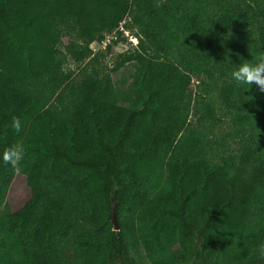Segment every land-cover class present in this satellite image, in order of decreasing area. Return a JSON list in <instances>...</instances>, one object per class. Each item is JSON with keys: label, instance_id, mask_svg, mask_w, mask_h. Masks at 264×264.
Masks as SVG:
<instances>
[{"label": "trees", "instance_id": "16d2710c", "mask_svg": "<svg viewBox=\"0 0 264 264\" xmlns=\"http://www.w3.org/2000/svg\"><path fill=\"white\" fill-rule=\"evenodd\" d=\"M122 22L138 42L116 87L90 45L130 44ZM261 56L264 0H0V153L26 149L19 171L0 160V208L16 173L30 189L0 213V264H258L264 93L231 71ZM68 59H88L78 78ZM194 77L217 90L235 149L199 127L215 109Z\"/></svg>", "mask_w": 264, "mask_h": 264}, {"label": "rangeland", "instance_id": "374dc122", "mask_svg": "<svg viewBox=\"0 0 264 264\" xmlns=\"http://www.w3.org/2000/svg\"><path fill=\"white\" fill-rule=\"evenodd\" d=\"M122 27L123 29H126L124 22H122ZM133 31L135 32V30ZM122 33H124L123 30ZM115 36L114 33L106 34L102 41L93 42L90 46L93 51L103 54L99 61L92 63V65L102 73H108L112 77L116 87H118L119 79L128 78V65H123L115 71H113V68L116 67L117 63L120 61L121 54L130 51L132 46L127 42H119L110 50H106V45L112 41ZM68 40L69 36L63 37L61 45L62 49ZM87 61L88 59L81 63H76L71 59H68L66 61L65 69L66 71L71 72L72 77L78 78L81 68L87 64ZM190 89L192 92L199 91L204 99L210 101L214 106V118L207 119L204 117L203 121L199 124V127L204 132L208 142L213 145L215 152L221 154L229 149H235L237 144L231 136L233 125L230 121V115L226 112L221 103L217 90L204 78L200 77H198V79L196 77L193 78ZM189 118L192 123L196 120L195 116H190ZM29 196L30 189L27 186L26 177L20 173H16L10 183L5 200L0 208V213H7L16 210L29 198Z\"/></svg>", "mask_w": 264, "mask_h": 264}, {"label": "clouds", "instance_id": "9594fccd", "mask_svg": "<svg viewBox=\"0 0 264 264\" xmlns=\"http://www.w3.org/2000/svg\"><path fill=\"white\" fill-rule=\"evenodd\" d=\"M231 71V79L237 85H255L261 93H264V56H261L256 63L248 60H241ZM11 127L16 133L22 128L19 117H12ZM26 149L22 142H16L3 149L0 153V160L16 171L20 170V164L25 157ZM254 255L258 264H264V241H261L254 249Z\"/></svg>", "mask_w": 264, "mask_h": 264}, {"label": "built area", "instance_id": "2783aa9c", "mask_svg": "<svg viewBox=\"0 0 264 264\" xmlns=\"http://www.w3.org/2000/svg\"><path fill=\"white\" fill-rule=\"evenodd\" d=\"M120 29L123 30L125 36L127 37V40L131 42L130 45L132 47H135L137 45L138 39L134 36L132 37L131 35H129V33L125 29H123L122 26L120 27Z\"/></svg>", "mask_w": 264, "mask_h": 264}, {"label": "water", "instance_id": "95a60500", "mask_svg": "<svg viewBox=\"0 0 264 264\" xmlns=\"http://www.w3.org/2000/svg\"><path fill=\"white\" fill-rule=\"evenodd\" d=\"M111 221L113 223V228L118 229V222H117V218H116L115 205L112 206Z\"/></svg>", "mask_w": 264, "mask_h": 264}]
</instances>
